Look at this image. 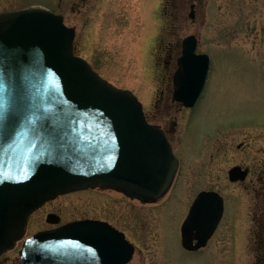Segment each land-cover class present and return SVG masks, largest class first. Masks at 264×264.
<instances>
[{
  "label": "rangeland",
  "instance_id": "374dc122",
  "mask_svg": "<svg viewBox=\"0 0 264 264\" xmlns=\"http://www.w3.org/2000/svg\"><path fill=\"white\" fill-rule=\"evenodd\" d=\"M191 2L0 0V10L40 6L62 14L75 28V54L138 97L179 160L171 186L154 202L106 186L62 193L30 214L24 235L51 226V212L59 222L99 218L123 230L136 247L126 264H263L264 0H196L193 17ZM188 34L197 36L196 51L210 56L193 107L172 101L174 55ZM236 164L249 170L243 181L228 179ZM203 189L224 196L225 212L207 245L188 251L180 225ZM21 243L1 254L0 264H20Z\"/></svg>",
  "mask_w": 264,
  "mask_h": 264
},
{
  "label": "water",
  "instance_id": "95a60500",
  "mask_svg": "<svg viewBox=\"0 0 264 264\" xmlns=\"http://www.w3.org/2000/svg\"><path fill=\"white\" fill-rule=\"evenodd\" d=\"M74 35L62 15L43 7L0 11V255L22 237L28 216L59 194L99 185L152 202L175 175L163 130L130 90L73 53ZM196 46L194 34L183 38L173 77V99L185 106L196 102L210 65ZM247 173L234 165L228 178ZM222 211L217 191H200L181 225L182 246L206 245ZM132 253L122 231L92 219L40 230L20 250L21 264H124Z\"/></svg>",
  "mask_w": 264,
  "mask_h": 264
},
{
  "label": "flooded vegetation",
  "instance_id": "af4514ba",
  "mask_svg": "<svg viewBox=\"0 0 264 264\" xmlns=\"http://www.w3.org/2000/svg\"><path fill=\"white\" fill-rule=\"evenodd\" d=\"M170 1H172V8H173V6H174V0H170ZM190 1H192L191 3H190V8H191V11H190V13H189V16H190V14L191 13H193V16H194V7H195V1L196 0H190ZM4 10V9H3ZM164 10H166L165 9V6H164ZM191 17V16H190ZM174 45L175 44H173L172 43V45L171 46H169V48L170 47H172L171 48V53H169V55H170V59L172 60L173 59V47H174ZM181 45V44H180ZM181 52H182V50H181V46H180V52H179V54H175L174 55V60H175V66H174V69H173V71H172V73H171V83H172V85H173V90H172V97H173V93H174V91H175V83H174V81H173V77H174V72H175V70L178 68V64H177V58L181 55ZM169 57V56H168ZM169 59V58H168ZM168 59H166L165 60V62H166V64H169L171 61L170 60H168ZM172 101H174V102H176L175 100H173V98H172ZM178 103H181V102H179V101H177ZM182 104V103H181ZM164 130V129H163ZM165 131V130H164ZM166 133V132H165ZM167 135V134H166ZM170 141V140H169ZM173 149V148H172ZM203 190H213V189H203ZM201 191V190H200ZM214 191H216V190H214ZM199 192V191H198ZM197 192V193H198ZM218 192V191H217ZM221 196H222V198H223V211H222V215H221V218L224 216V196L220 193V192H218ZM197 195V194H196ZM195 195V196H196ZM195 198V197H194ZM193 198V199H194ZM193 201V200H192ZM191 205V204H190ZM189 208H190V206H189ZM189 208H188V210H189ZM188 213V212H187ZM187 215V214H186ZM221 218H220V220H221ZM96 219H99V218H96ZM101 220H105V219H101ZM220 220H219V222H220ZM107 221V220H106ZM109 222V221H108ZM219 222H218V225H219ZM110 223V222H109ZM112 224V223H111ZM51 226H49L48 228H50V227H54V226H56V224H50ZM113 225V224H112ZM218 225H217V227H218ZM115 226V225H114ZM116 227V226H115ZM217 227H216V229H217ZM121 230V229H120ZM215 232V231H214ZM214 234V233H213ZM212 234V235H213ZM211 235V236H212ZM27 235H24L23 237H26ZM211 237H209V239H210ZM208 239V240H209ZM194 242H195V239H194ZM208 242V241H207ZM206 245H207V243H206ZM205 245V246H206ZM135 246V245H134ZM201 248H203V247H201ZM201 248H199V249H201ZM135 249H136V247H135ZM199 249H196V250H194V251H197V250H199ZM189 251V250H188ZM134 252H135V250H134ZM134 254V253H133ZM133 256V255H132ZM132 258V257H131ZM131 260V259H130Z\"/></svg>",
  "mask_w": 264,
  "mask_h": 264
}]
</instances>
